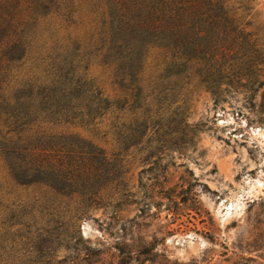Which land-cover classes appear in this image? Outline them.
I'll use <instances>...</instances> for the list:
<instances>
[{
	"label": "rangeland",
	"instance_id": "obj_1",
	"mask_svg": "<svg viewBox=\"0 0 264 264\" xmlns=\"http://www.w3.org/2000/svg\"><path fill=\"white\" fill-rule=\"evenodd\" d=\"M228 2L248 35L218 95L153 61L146 105L76 128L104 159L66 194L0 160V264H264V0ZM88 75L117 94L100 58Z\"/></svg>",
	"mask_w": 264,
	"mask_h": 264
},
{
	"label": "trees",
	"instance_id": "obj_2",
	"mask_svg": "<svg viewBox=\"0 0 264 264\" xmlns=\"http://www.w3.org/2000/svg\"><path fill=\"white\" fill-rule=\"evenodd\" d=\"M228 1L0 0V160L10 177L61 194L88 180L103 151L76 128L146 105L140 76L153 61L167 80L196 76L216 95L232 84L227 60L248 34ZM97 58L113 97L88 75Z\"/></svg>",
	"mask_w": 264,
	"mask_h": 264
}]
</instances>
